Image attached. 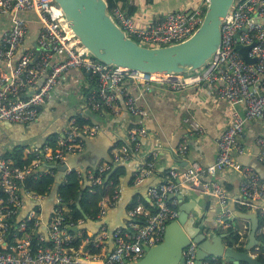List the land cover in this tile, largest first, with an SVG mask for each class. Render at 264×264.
Segmentation results:
<instances>
[{"label":"built area","instance_id":"obj_1","mask_svg":"<svg viewBox=\"0 0 264 264\" xmlns=\"http://www.w3.org/2000/svg\"><path fill=\"white\" fill-rule=\"evenodd\" d=\"M207 3L208 0H203L192 10L175 9L149 26H140L118 3L110 13L138 42L150 46L167 45L188 38L197 29ZM28 9L38 13L40 28L34 45L22 47L28 24L19 11ZM8 14L11 15V25L0 34V122H36L51 89L62 82L70 68L82 67L95 79L87 99L93 110L102 105L116 109L118 99L124 97L130 112L143 116L145 110L123 85L126 79L141 84L167 82L174 88L195 84L209 89V92L212 89L225 103L227 124L217 141L215 162L206 167L192 163L185 170L169 169L164 179L148 188L154 210L131 209L128 225L114 231L113 247L97 262L85 260L78 254L79 247L73 245L79 237L77 231H72L73 227L82 219L74 218L73 207L64 200L61 192L56 195L48 221H43L41 207L32 208L24 217L20 216L25 205L22 194L25 181L52 175V164L63 162L66 153L82 150V137L75 129V117L69 129L58 135L57 147L45 143L43 147L26 150L34 154L31 164L19 165L14 155L0 157V264H126L137 260L143 256L145 245L162 241L167 223L177 217V201L172 194L183 183L200 186L212 193L219 211L225 212L226 191L219 180L208 175H215L219 169L230 165L241 174V205L259 208L264 215V178L250 164L233 159V151L243 153L246 150L240 140L245 125L261 120L262 131L256 138L260 147L257 159L264 163V0H236L221 24V43L211 59L195 71L173 74L145 72L98 60L80 42L55 0H0V15ZM239 43L251 45L248 56L254 58L253 62L244 59L237 47ZM189 122L192 133L203 131L196 119ZM145 133V128L138 126L130 130L129 137L137 143L139 136ZM122 153L115 148L114 158L119 159ZM153 166L154 159L148 160L136 172V182L148 175ZM108 168V165H100L90 170L86 177L92 185H102ZM26 193L41 197L28 190ZM116 196L115 191L110 197ZM104 212L105 208L101 207L99 215ZM44 223L45 232L41 228ZM262 235L263 249L256 245V252L264 254V226ZM103 239L88 236L83 242L90 247L87 246L89 253H96L91 248H98ZM197 251L198 243L191 241L183 249L184 261L179 264H195Z\"/></svg>","mask_w":264,"mask_h":264},{"label":"crops","instance_id":"obj_2","mask_svg":"<svg viewBox=\"0 0 264 264\" xmlns=\"http://www.w3.org/2000/svg\"><path fill=\"white\" fill-rule=\"evenodd\" d=\"M117 3L140 26H149L170 11L192 10L201 5L203 0H117ZM19 15L25 18L28 24L22 47L34 45L40 28L38 13L28 9L19 11ZM10 25L11 15H0V34ZM94 81L92 73L85 68L72 67L64 74L62 82L51 89L40 108L36 122H0V157L14 155L19 165L31 164L34 154L27 153L26 150L43 147L45 143L57 147L58 135L69 129L71 120L75 117V129L79 137H82V150L77 152L80 155L76 156L74 155L76 153L69 152L66 153L63 162L52 164L54 173L43 175L36 180L46 177L51 179L42 192L33 187L32 178L25 181L22 189L25 205L20 216L24 217L32 208L41 207V217L44 222L48 221L56 195L58 191L60 192L61 185L67 181V173L70 170L74 169L82 177L83 185L92 189L94 185L86 175L100 165H108L107 171H110L108 173L105 171L103 184L108 182L107 186L112 191L99 201L100 209L104 207L105 212L102 215L98 212L95 218L84 215L74 228L83 241L88 236L96 239L104 238L98 248H91L96 253H89L88 245L83 241L78 246L80 256L86 258L85 260L97 262L113 247L114 231L117 228L124 229L128 225L131 209H139L142 212L154 210L148 188L164 179L169 169L185 170L192 163L206 167L215 162L217 141L226 127L227 115L225 103L214 91H211L212 89L209 92V89L195 84L174 88L167 82L159 81L141 84L132 79H126L123 85L137 98V104L145 110L143 116L131 113L124 97L118 99L116 109L102 105L99 109L93 110L89 107L87 99L94 88ZM81 118L88 119L89 123L80 124ZM187 119H196L203 131L192 133L193 130ZM261 124V120H253L245 125L240 140L246 150L243 153L233 151V159L235 162L250 164L264 178V163L257 159L260 147L256 138L262 131ZM138 126H143L146 133L140 135L135 143L130 139L129 133L132 128ZM89 129L95 130L87 132ZM52 135L56 137L54 145L49 142L50 139L52 140L50 137ZM86 139L90 140L88 149ZM115 148L123 152L119 159L114 158ZM17 151L22 153L20 160L16 157ZM150 159H154L152 170L137 183L136 172ZM59 163L66 165V169L59 168L57 166ZM118 169V177L109 180ZM208 177L222 183L227 194L226 210L223 213L219 211L217 199L212 193L204 191L200 186L183 183L172 196L177 201L179 217L183 216L185 227L191 233L196 232L193 226L199 227V231L209 237L223 235L221 241L226 247L238 249L237 247L243 246L246 249L252 219L242 215L241 212L250 211L258 219L256 232L258 243L249 251L252 255L258 257L261 254L264 257L263 253L256 252V245H261L263 249L261 242H263L264 215L259 208H246L239 202L241 197L239 170L234 165H230L219 169L215 175L209 174ZM55 187L57 190L52 199L50 196ZM26 190L40 194L41 197L27 194ZM115 191L117 196L110 197ZM257 202L260 203L257 200L256 205ZM85 216L92 220H101L103 224L98 228L95 224H91L90 228L81 227L87 222ZM231 228L237 229L239 238L233 236L235 234L230 232ZM42 230L45 232L44 229ZM211 260L212 264H221L219 262L233 264L224 263V257L206 259L204 264Z\"/></svg>","mask_w":264,"mask_h":264},{"label":"water","instance_id":"obj_3","mask_svg":"<svg viewBox=\"0 0 264 264\" xmlns=\"http://www.w3.org/2000/svg\"><path fill=\"white\" fill-rule=\"evenodd\" d=\"M55 1L62 7L66 19L80 42L98 60L109 65L126 66L145 72L173 74L195 71L211 59L221 43V24L236 0H208L200 25L188 38L167 45L154 46L140 43L130 37L112 17L107 0ZM237 47L246 61H254V58L248 56L251 45L239 43ZM89 141L86 139L87 149ZM57 166L66 169L64 164L59 163ZM56 190L55 187L51 193L52 199ZM77 205L80 207L79 203ZM241 214L252 219L245 250L226 247L221 241L223 235L209 237L206 233L199 231V227L196 226H193L196 232L191 233L185 227L183 216L179 217L178 212L177 217L167 223L162 241L155 245H145L143 256L126 264H179L184 261L183 249L191 241L198 243L195 264H204L206 259L218 257H224V263L239 264L245 261L248 264H264L249 251L254 244L258 243L257 216L250 211L241 212ZM85 219L87 222L81 227L90 228L91 224H95L98 228L103 224L101 220H92L87 216ZM41 228L46 231L45 223ZM112 232L111 230V234Z\"/></svg>","mask_w":264,"mask_h":264},{"label":"trees","instance_id":"obj_4","mask_svg":"<svg viewBox=\"0 0 264 264\" xmlns=\"http://www.w3.org/2000/svg\"><path fill=\"white\" fill-rule=\"evenodd\" d=\"M107 2H108V10H109V12H111L113 7L117 3V0H107ZM82 123H89V121H88V119L86 120V119L81 118L80 124H82ZM50 137H52V140L50 139L49 142H51L50 144L54 145L56 137L54 135H52ZM16 154H17L16 155L17 159L20 160L22 153L17 151ZM109 171H106V172L108 173ZM118 171H119V169L116 170L112 174V177H110L109 180H111L113 177L117 178L119 175ZM106 172L104 173V176H105ZM50 181H51V179L49 177H46L45 179H41L38 181L33 180L32 185L37 191L42 192V189ZM107 183L108 182H106L103 185H94L93 188L90 189L89 188L90 186H84L83 185L82 177H80L74 169L70 170L67 173V181L63 185H61L60 192H61L64 200L67 202H70V205L73 207L74 218H76V219L84 218V215H88L92 218L97 217V213L100 210L99 201L107 193L112 191V189L107 186ZM78 203H79L80 207H78V205H77ZM262 223H263V219L261 221V225H262ZM72 231H74V230H72ZM230 232L235 234V235H233L235 238H239V234H238L236 228H235V230L233 228H231ZM81 241H83V240L77 236L76 239L74 240L73 245L76 248H78ZM237 248L239 250L245 249L243 246H239ZM258 258L264 262V257L261 254L258 255ZM212 263L213 262L211 260V261H208V263H206V264H212ZM219 263L222 264V262H219ZM239 264H248V263L245 261H242Z\"/></svg>","mask_w":264,"mask_h":264}]
</instances>
